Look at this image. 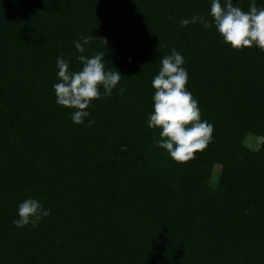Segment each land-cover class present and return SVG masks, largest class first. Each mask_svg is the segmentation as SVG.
Instances as JSON below:
<instances>
[{
  "label": "trees",
  "instance_id": "trees-1",
  "mask_svg": "<svg viewBox=\"0 0 264 264\" xmlns=\"http://www.w3.org/2000/svg\"><path fill=\"white\" fill-rule=\"evenodd\" d=\"M252 2L232 0L244 12ZM211 3L0 0V264H264V50L179 23L211 22ZM81 35L93 36L83 53ZM172 49L213 126L185 163L148 126L152 80ZM98 52L122 77L111 96L99 86L78 125L76 109L56 103V61L80 71L77 57ZM28 198L50 215L16 227Z\"/></svg>",
  "mask_w": 264,
  "mask_h": 264
},
{
  "label": "clouds",
  "instance_id": "clouds-1",
  "mask_svg": "<svg viewBox=\"0 0 264 264\" xmlns=\"http://www.w3.org/2000/svg\"><path fill=\"white\" fill-rule=\"evenodd\" d=\"M210 15L211 22L200 15L181 19L179 23L187 26L199 22L205 29L214 24L223 40L233 49L250 48L255 44L264 50V8L258 9L255 0L247 12L234 6L232 0H225L223 6L220 0H212ZM92 38L81 35L74 45L76 50L83 53ZM99 39L107 45L106 39ZM104 57V52H98L92 57L78 56L82 65L80 71H71L69 62L62 58V54L57 58L59 82L53 85L56 103L68 109H76L71 116L75 124H83L90 115L86 109L92 100L101 96L99 86L103 87L104 96H111L113 88L121 80L122 75L118 70L105 71ZM183 63L184 58L175 49L162 58V67L152 80L155 90L154 111L148 120L149 128L162 129L161 139L156 141V146L167 150L178 163H185L193 159L196 152L204 150L213 132L210 123L201 121L198 102L185 89L188 74L181 67ZM94 123V119L89 120L87 126L91 127ZM49 215L50 210L44 209L39 201L28 198L18 205V219L13 224L19 228L29 224L36 226Z\"/></svg>",
  "mask_w": 264,
  "mask_h": 264
},
{
  "label": "rangeland",
  "instance_id": "rangeland-1",
  "mask_svg": "<svg viewBox=\"0 0 264 264\" xmlns=\"http://www.w3.org/2000/svg\"><path fill=\"white\" fill-rule=\"evenodd\" d=\"M251 140L252 139H250V138L247 139L248 145L250 147H256L257 146V143H258V140H255V139H253L252 141ZM216 172H217L216 169L212 172L213 174L211 176V183H214V181H215Z\"/></svg>",
  "mask_w": 264,
  "mask_h": 264
}]
</instances>
